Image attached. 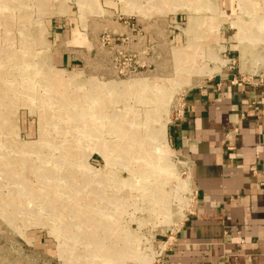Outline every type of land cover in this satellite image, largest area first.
Masks as SVG:
<instances>
[{
	"label": "rangeland",
	"instance_id": "374dc122",
	"mask_svg": "<svg viewBox=\"0 0 264 264\" xmlns=\"http://www.w3.org/2000/svg\"><path fill=\"white\" fill-rule=\"evenodd\" d=\"M256 17L264 0H0V264H163L197 199L171 124L195 85L264 72ZM53 23L89 37L83 63L57 65Z\"/></svg>",
	"mask_w": 264,
	"mask_h": 264
},
{
	"label": "crops",
	"instance_id": "0c3cea01",
	"mask_svg": "<svg viewBox=\"0 0 264 264\" xmlns=\"http://www.w3.org/2000/svg\"><path fill=\"white\" fill-rule=\"evenodd\" d=\"M52 26L57 65L83 63L89 37ZM170 139L191 160L197 199L163 264H264V72L190 88Z\"/></svg>",
	"mask_w": 264,
	"mask_h": 264
},
{
	"label": "bare ground",
	"instance_id": "6f19581e",
	"mask_svg": "<svg viewBox=\"0 0 264 264\" xmlns=\"http://www.w3.org/2000/svg\"><path fill=\"white\" fill-rule=\"evenodd\" d=\"M264 18L263 17H256V22H261ZM234 46L238 47L240 49V51L242 52V58L245 57V52H246V49H243L242 48V43H238V44H235ZM250 50V49H249ZM203 58V57H202ZM217 59V58H216ZM244 60V59H243ZM219 63H221V59H218L217 60ZM193 65H190V64H187V61L184 62L183 64H181L179 67H180V70L184 71V73H189V76L191 75H201L203 76L204 74L205 75H211L212 73H214L215 71H219L220 68H216V69H212L210 70L208 68V65L207 64H202V65H196V62H191ZM54 79H56V75L54 77Z\"/></svg>",
	"mask_w": 264,
	"mask_h": 264
}]
</instances>
